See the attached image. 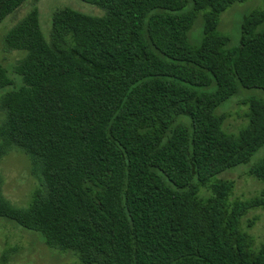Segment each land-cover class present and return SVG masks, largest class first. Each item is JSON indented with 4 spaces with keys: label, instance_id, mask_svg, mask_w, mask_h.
I'll use <instances>...</instances> for the list:
<instances>
[{
    "label": "trees",
    "instance_id": "1",
    "mask_svg": "<svg viewBox=\"0 0 264 264\" xmlns=\"http://www.w3.org/2000/svg\"><path fill=\"white\" fill-rule=\"evenodd\" d=\"M26 1L0 0V26ZM80 1L106 15L60 9L47 41L33 9L5 37L22 84L0 99V161L24 152L39 186L18 208L0 173V219L82 264H264L242 228L264 195L229 203L234 182L216 179L264 146L263 100L246 102L239 135L217 114L242 90L264 92V13L229 49L220 17L247 0ZM12 86L0 62V92ZM250 174L264 182V160Z\"/></svg>",
    "mask_w": 264,
    "mask_h": 264
},
{
    "label": "rangeland",
    "instance_id": "2",
    "mask_svg": "<svg viewBox=\"0 0 264 264\" xmlns=\"http://www.w3.org/2000/svg\"><path fill=\"white\" fill-rule=\"evenodd\" d=\"M33 9H37L40 25L47 41L52 32V18L60 9H70L87 16L102 18L106 12L94 5L80 0H28L0 26V62L8 69L14 86L0 92L1 97L21 86V79L15 74L14 68L22 59L19 52L9 51L5 45V37L12 27L22 20ZM254 12L264 13V0H247L227 9L220 17L218 31L230 38L229 49L240 45L241 27L244 19ZM204 13H200L195 24L188 33V41L197 47L203 39ZM258 32H264V23ZM251 98L264 101V92L260 90H242L241 93L217 109L218 115L226 117L224 130L239 135L248 126ZM0 121L2 114L0 113ZM264 160V146L245 164L230 169L217 176L218 180L234 182L228 202L237 200L248 201L264 195V182L250 174L252 168ZM31 160L20 150H14L0 161V173L3 178L5 197L18 208H27L32 194L39 186L38 179L31 173ZM202 196L206 192L202 191ZM243 231L252 240V251L258 252L264 245V207L248 213L242 221ZM0 264H82L73 252H63L50 248L40 233L28 231L16 223L0 219Z\"/></svg>",
    "mask_w": 264,
    "mask_h": 264
}]
</instances>
